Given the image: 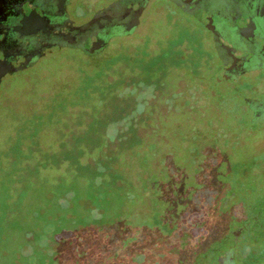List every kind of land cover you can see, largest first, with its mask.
I'll list each match as a JSON object with an SVG mask.
<instances>
[{
    "label": "rangeland",
    "instance_id": "rangeland-1",
    "mask_svg": "<svg viewBox=\"0 0 264 264\" xmlns=\"http://www.w3.org/2000/svg\"><path fill=\"white\" fill-rule=\"evenodd\" d=\"M147 32L163 39L168 33L164 24ZM142 43H128L134 46L127 49L134 52ZM158 45L155 39L149 44L152 55ZM85 65L79 52L63 49L0 86V212L7 206L6 221L0 218V264H103L118 251L121 260L115 264H195L194 254H200L198 264H216L230 222L258 217L251 210L264 191V125L240 118L238 94L248 87L216 83V74L206 68L196 77L184 65L170 68L150 102L151 117L139 120L140 147L84 148L83 164L115 154L113 171L123 188L113 193L105 189L98 209L103 215L95 222L99 218L87 180L75 177L74 161L55 156L77 154L82 135L97 116L105 120L115 105L132 106L138 95L131 93L132 82L140 72L118 64L99 81L102 90L94 91L90 101L68 105L62 99L52 106L50 97L66 94L65 87L79 86L82 73L93 71ZM243 80H255L259 87L264 75ZM107 131L101 130L102 141ZM244 185L251 192L246 199ZM202 203L211 213L212 228L188 249L192 234L183 220L201 224ZM156 217L166 223L165 229L153 228ZM62 218L68 232L56 238L60 230L53 223ZM139 227L138 239L129 245ZM47 228L54 229L49 238ZM248 243L244 239L241 245ZM250 253L246 261L239 255L238 263L263 260Z\"/></svg>",
    "mask_w": 264,
    "mask_h": 264
},
{
    "label": "flooded vegetation",
    "instance_id": "flooded-vegetation-1",
    "mask_svg": "<svg viewBox=\"0 0 264 264\" xmlns=\"http://www.w3.org/2000/svg\"><path fill=\"white\" fill-rule=\"evenodd\" d=\"M159 24L166 26L165 39L144 34ZM184 31L197 35L209 55L201 68L209 62L216 83L248 87L238 94L241 120L264 125V84L243 80L264 75V0H0V86L63 49L76 50L91 69H99L131 52L127 48L134 45L128 43L143 42L136 52L155 39L159 54ZM178 50L187 57L193 53L188 43ZM250 195L247 191L245 199ZM251 212L258 217L230 222L216 264H239V255L246 261L251 251L263 259L256 264H264V191ZM244 239L247 246L241 245Z\"/></svg>",
    "mask_w": 264,
    "mask_h": 264
},
{
    "label": "trees",
    "instance_id": "trees-1",
    "mask_svg": "<svg viewBox=\"0 0 264 264\" xmlns=\"http://www.w3.org/2000/svg\"><path fill=\"white\" fill-rule=\"evenodd\" d=\"M166 43V46L162 48L161 52L154 55L150 52L148 43L143 45V47L136 52H129L127 50V53H125L123 51L116 57L111 58L108 62H105L101 68L93 69L92 72L89 69V72H87V70L83 72L79 86L75 88L65 87L64 90H68L66 94L57 93L48 99L51 100V105L53 103L58 104L62 99H64L68 105L82 104L93 99V92L100 91L101 89L99 81H102L108 72L118 64H129L134 71L140 72L138 78L132 82L134 90L131 91V93H138L137 97L133 100L132 106L125 108L115 105V110H113L112 116H106L105 120L101 119L103 117L102 115L97 116L95 118L96 123L87 128L84 135H82V144L78 146L77 154L74 153L71 155L69 152H62L55 156V158L59 159L62 157L66 158V161H74V164L70 165L76 169L75 177L77 179L81 178L87 180L88 190H90L92 199L90 202H93L92 210H94V213L97 214V218H99L98 220L95 219V222H100L103 215L98 209L100 208V205L105 202V189H111L113 193L114 191L122 190L123 188L118 187L121 178L120 175L113 171V164L116 161L115 154L106 153L103 157L95 160L92 164H83L81 162V156L84 152V148H89L91 146V148L102 149L105 152V149L109 150L108 148L110 145L118 150L127 151L140 147L142 145V140L138 137L139 120L142 121V119H148L151 117L152 112H149L150 102L156 99L157 93L163 86L164 75H166L170 68H181L184 65L185 67H189V73H192L196 77V74L199 73L203 64V56L208 54L204 53L202 44L198 41L197 35L195 33L190 35L188 31L181 32L177 39L170 40ZM184 43H188L189 47L193 50V53L188 55V57L182 50H178V47ZM207 57H209V55H207ZM206 66L208 67H206V69L210 71L209 62L206 63ZM87 68H91V65L87 64ZM114 84H116V82ZM114 84L110 85L113 86ZM64 90L62 89V91ZM118 98L119 97H116V100ZM121 101L122 100L119 98L118 103ZM168 102L171 103L172 100ZM102 129L108 130L106 133L107 139L105 141H102L103 139L101 138ZM92 135L95 136V139H92ZM89 141H95V143L89 144ZM63 176L64 174L62 177ZM62 177L59 179H62ZM61 181L65 183L67 182V180L64 179ZM245 188L247 191L246 186ZM84 208L86 209L85 205ZM202 209V214L204 212L205 220H203L201 224L194 222L188 223L189 221L185 219L183 220V225L186 226L192 234L190 236L191 239L187 240L188 249L194 248L197 245L199 238L206 237L209 233V228H212L210 224V220L212 221L211 213L205 211L207 208L204 203H202ZM5 210H7V206L3 210L1 209L0 212V218H3V223L7 218ZM53 222H55V219L52 223ZM64 222L65 221L62 218L57 219L56 223H53V225L57 226L60 230V233L54 234L56 238H62L68 232V229L64 227ZM98 224L99 223H96V226ZM165 226L166 223H163L158 217H156L153 228L159 227L165 229ZM141 228L139 227L135 229L137 238L135 237L133 240H130L129 245L138 239V236L141 233ZM53 230L54 229H48L46 232L48 238L49 235L53 236ZM135 232L133 234H135ZM97 233L98 229H95V234ZM127 246L128 245H125L121 249L126 248ZM179 247L181 248V245H179ZM199 258L200 254H194L193 261L195 264H198L200 261ZM116 259H120L119 251L110 255L109 258H106L103 264H115Z\"/></svg>",
    "mask_w": 264,
    "mask_h": 264
},
{
    "label": "water",
    "instance_id": "water-1",
    "mask_svg": "<svg viewBox=\"0 0 264 264\" xmlns=\"http://www.w3.org/2000/svg\"><path fill=\"white\" fill-rule=\"evenodd\" d=\"M56 54V53H55Z\"/></svg>",
    "mask_w": 264,
    "mask_h": 264
}]
</instances>
